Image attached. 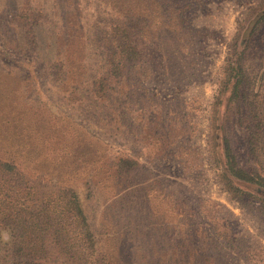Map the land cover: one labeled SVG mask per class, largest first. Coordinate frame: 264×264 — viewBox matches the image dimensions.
<instances>
[{
  "label": "rangeland",
  "instance_id": "1",
  "mask_svg": "<svg viewBox=\"0 0 264 264\" xmlns=\"http://www.w3.org/2000/svg\"><path fill=\"white\" fill-rule=\"evenodd\" d=\"M168 6L185 8L181 23ZM33 9L27 29L14 20ZM260 13L264 0H0V119L20 122L38 205H56L61 185L82 198L104 256L80 264H264V188L219 178L224 138L264 177V23L245 35ZM125 21L146 52L102 97L92 35ZM119 158L126 173L102 171Z\"/></svg>",
  "mask_w": 264,
  "mask_h": 264
},
{
  "label": "trees",
  "instance_id": "2",
  "mask_svg": "<svg viewBox=\"0 0 264 264\" xmlns=\"http://www.w3.org/2000/svg\"><path fill=\"white\" fill-rule=\"evenodd\" d=\"M184 9L175 8V6L167 8L168 11H173L174 20L180 23ZM39 13L42 17V10L35 11V9L21 15L15 14L14 20L23 19L25 21L23 28L27 29L32 25V20L39 17ZM263 23L264 13L256 15L249 22L245 32L249 38L248 41L256 35ZM107 28L108 32L104 31L105 28L97 29L92 35L93 40L103 46L102 76L94 82L95 94L102 97L117 95L120 86L129 82L133 69L143 53L146 52V50L140 49L136 41L133 40V36L136 34L135 28H137L133 23L132 26H129L126 21L123 23L113 22L108 24ZM240 59L235 61L239 68L242 65ZM240 84L241 80L239 79L235 85L237 97L240 96ZM126 88L128 92L122 99L131 100L133 86L128 85ZM114 100L116 99L114 98ZM4 119H0V264H80L85 257L104 256L103 249L99 248L91 230L83 200L73 187L59 186L56 205L51 202L37 204L34 189L27 179L29 177L26 174V166H22L20 163L22 158L27 160L28 154L31 162L34 155L28 149L25 137L21 135L19 120H16V117ZM32 131L33 128L28 131V137L33 136ZM222 149L224 160L223 166L220 167L219 178L226 191L241 192L231 185L232 181L228 175L257 188H264L263 176L237 165L226 138L223 139ZM105 158L104 156L103 159ZM132 162L119 158L114 164L108 165L109 160H104L106 168L104 167L102 171L105 170L108 174L112 173L110 176H114L113 173L120 174L124 170L126 173ZM59 169H61V174L68 171L62 166ZM37 173H39L38 167L34 168V177L37 176ZM242 193L245 192L242 191ZM261 202L264 209V199ZM53 227H56V230H52ZM51 236H55L56 241L61 243L51 247L48 243ZM155 248L159 249V246H152L146 251L149 256L152 255ZM50 250L52 251L50 252ZM53 255L69 262L51 261L49 257ZM91 263L100 264L98 261ZM156 264L159 263L156 261Z\"/></svg>",
  "mask_w": 264,
  "mask_h": 264
},
{
  "label": "water",
  "instance_id": "3",
  "mask_svg": "<svg viewBox=\"0 0 264 264\" xmlns=\"http://www.w3.org/2000/svg\"><path fill=\"white\" fill-rule=\"evenodd\" d=\"M221 154H222V159H221V162L223 163V149L221 150ZM232 179V181H236V182H240V183H244V182H242V181H240V180H237V179H234V178H231Z\"/></svg>",
  "mask_w": 264,
  "mask_h": 264
}]
</instances>
